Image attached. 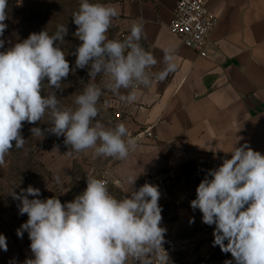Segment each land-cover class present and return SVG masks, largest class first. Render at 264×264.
<instances>
[{"label":"clouds","instance_id":"9594fccd","mask_svg":"<svg viewBox=\"0 0 264 264\" xmlns=\"http://www.w3.org/2000/svg\"><path fill=\"white\" fill-rule=\"evenodd\" d=\"M7 8L8 0H0V37L8 27L4 23ZM118 16L114 6L81 0L72 15L77 26L74 35L82 42L75 49L74 68L60 47L68 34L63 24L51 35L47 30L31 33L0 52V166L5 165L13 141L15 148L24 147V122L50 124L47 129L33 127L30 131L41 139L45 132L63 136L65 145L71 146L68 153L92 149L96 157L125 160L136 150L138 138L124 122L106 127L96 119L101 98L107 91L122 104L131 105L137 100L136 89L163 81L177 70V64L173 50L164 48L163 69L149 71L158 61L140 43L146 39L143 23L133 22L122 41L108 37ZM4 43L0 39V47ZM85 68L89 83L82 92L74 93L75 107H62L52 89L62 90L61 82L70 72ZM97 77H102L99 84ZM45 88L52 91L42 95ZM54 179L60 183L58 175ZM136 179L128 175L114 183L133 186ZM86 183L80 195L65 203L56 196L36 198L40 189L31 185L19 194L12 190L13 199L20 202L19 214L28 217L16 232L23 238L26 231L31 241L34 258L25 264H128L129 259L134 264H170L163 247L166 229L160 226L158 186L146 182L117 199L104 180L88 176ZM190 206L200 210L204 224L215 225L213 246L231 253L236 264H264V155L247 143L235 147L230 159L208 171ZM0 249L8 250L4 235H0Z\"/></svg>","mask_w":264,"mask_h":264},{"label":"crops","instance_id":"0c3cea01","mask_svg":"<svg viewBox=\"0 0 264 264\" xmlns=\"http://www.w3.org/2000/svg\"><path fill=\"white\" fill-rule=\"evenodd\" d=\"M100 3L119 12L112 21L118 40L130 34L133 22L143 23L146 39L140 43L158 61L149 71L163 69L164 48L173 50L177 64L163 81L136 89L131 105L105 92L109 127L124 122L130 133L151 127L157 136L143 141L125 160H103L101 174H107L109 190L114 184L120 193H131L192 162L216 169L245 143L264 155V0H210L218 24L206 45L207 57L170 32L176 0ZM117 110H122L120 120H114ZM128 175L137 177L133 186L114 183ZM12 257L9 264H25L20 255Z\"/></svg>","mask_w":264,"mask_h":264},{"label":"rangeland","instance_id":"374dc122","mask_svg":"<svg viewBox=\"0 0 264 264\" xmlns=\"http://www.w3.org/2000/svg\"><path fill=\"white\" fill-rule=\"evenodd\" d=\"M81 0H8V18L4 23L7 29L0 39L5 41L0 47L4 52L17 42L27 39L31 33L47 30L51 35L56 31L57 25H66L68 34L64 43L60 44L65 52L70 68L75 67V49L82 43L75 35L77 26L73 22V13L78 11ZM90 3H100L101 0H89ZM110 39H117L111 26L107 33ZM56 43L59 44V41ZM88 69H77L70 72L62 80V90L52 89L56 92L62 107H75L74 93L82 92L89 83ZM102 77H97L100 83ZM47 84V80L44 81ZM51 89L45 88L42 95ZM106 92V91H105ZM105 96L98 105L100 113L97 120L109 127ZM95 123V121H94ZM40 127L42 130L50 127L47 122L36 124L23 123L21 135L26 140L23 148H13L5 157V165L0 166V235L6 237L7 251L0 249V264H9L12 256L20 255L24 259L34 258L30 249V239L25 231L23 238L16 232L28 219L27 214H19L18 200L11 195L12 190L17 194L29 185L39 188V199L56 196L62 203L73 201L87 187V177L102 176V163L106 157H96L92 149L83 152L71 150L65 145L64 137L45 132L44 137L32 135L30 129ZM212 167L204 161L192 162L170 173L158 175L151 184L158 186L161 197L158 201L162 207L161 227L166 229L163 247L169 254L170 264H186L207 259L218 246H213V231L215 225L209 226L202 222V213L199 209L193 210L190 202L196 198V189L199 183L207 176ZM180 171V172H179ZM59 176L60 183L54 177ZM211 179V177H208ZM110 193L117 199H122L131 193H120L113 184ZM34 197H29L33 199ZM194 222L190 223V220ZM231 260L236 264L232 255L213 264H224ZM128 264H134L129 259Z\"/></svg>","mask_w":264,"mask_h":264},{"label":"built area","instance_id":"2783aa9c","mask_svg":"<svg viewBox=\"0 0 264 264\" xmlns=\"http://www.w3.org/2000/svg\"><path fill=\"white\" fill-rule=\"evenodd\" d=\"M209 1L176 0L169 25L170 32L178 37L184 46L198 51L202 57L208 56L206 45L211 32L218 24V17L211 11ZM121 118L122 110H117L114 114V120ZM131 135L138 138V146L147 139L157 138L151 127H146L137 133H131ZM100 179L104 180L108 187L107 174L105 173Z\"/></svg>","mask_w":264,"mask_h":264},{"label":"trees","instance_id":"16d2710c","mask_svg":"<svg viewBox=\"0 0 264 264\" xmlns=\"http://www.w3.org/2000/svg\"><path fill=\"white\" fill-rule=\"evenodd\" d=\"M227 240L225 241V244H227ZM231 253H223L220 250V247L217 246L215 251L205 260L199 261V262H192V263H186V264H213L215 261H221L229 257Z\"/></svg>","mask_w":264,"mask_h":264}]
</instances>
